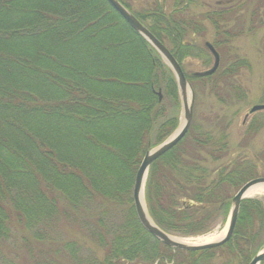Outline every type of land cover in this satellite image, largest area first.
Listing matches in <instances>:
<instances>
[{
  "label": "trees",
  "instance_id": "obj_1",
  "mask_svg": "<svg viewBox=\"0 0 264 264\" xmlns=\"http://www.w3.org/2000/svg\"><path fill=\"white\" fill-rule=\"evenodd\" d=\"M117 1L166 47L192 91L208 85L220 105L245 100L230 81L248 69L245 60L212 74L189 76L182 67L189 58L210 62L194 39L203 37V21L215 30L210 45L221 59L233 34L220 25L232 10L188 18L193 0H154L139 12ZM179 102L168 66L104 0H0V264H218L224 253L219 264H248L264 246L263 199L241 201L232 236L213 249L167 248L137 222L136 170L177 129ZM263 127L252 118L245 137ZM226 140L225 131L193 121L151 164L144 203L160 230L211 232L229 214L231 191L258 178L257 157L224 161Z\"/></svg>",
  "mask_w": 264,
  "mask_h": 264
},
{
  "label": "rangeland",
  "instance_id": "obj_2",
  "mask_svg": "<svg viewBox=\"0 0 264 264\" xmlns=\"http://www.w3.org/2000/svg\"><path fill=\"white\" fill-rule=\"evenodd\" d=\"M154 0H125L130 9L139 12L151 6ZM166 5H171L173 0H163ZM225 9L232 10L229 17L225 16L226 22L221 24L225 31H230L233 37L223 45V53L221 59L219 57L218 67H224L232 58L245 60L248 69H240L234 78L230 81L237 84L245 92V100L233 105H220L212 96L208 85L198 87L195 84L192 102V119L198 126L205 130H216V132L225 131L228 142L227 158L224 161L231 160H248L252 161L254 157L259 160L257 173L258 178L264 177V127L261 128L251 138L245 137L244 129L250 120L256 119L257 122H264V110L250 114V109L255 105H262L264 97V0H193L185 9L184 16L191 18L203 17V14L211 11H222ZM224 18V17H223ZM204 27L203 37H194L196 44L205 47L210 44L215 36L213 26L203 21ZM209 52V51H208ZM213 57L210 54V62L208 66H203V62L198 58H189L183 62V70L189 76L196 73L210 71L213 67ZM230 83V82H229ZM192 88V87H191ZM224 90V87L220 88ZM189 99V98H188ZM180 101V99H179ZM182 106L179 102V117L182 122ZM145 186V184H144ZM235 193L231 191L230 196ZM264 200L263 196L251 197ZM144 200V189H143ZM229 216V214H228ZM228 216L218 218V224L213 230L205 235L198 237H181V238H200L210 235H219L225 232ZM60 225H63L62 223ZM66 234L74 237L79 243H83L93 249L99 257L102 251L97 249L87 238L80 235L69 225L64 224ZM178 237L180 236H175ZM264 250V246L260 251ZM259 251V252H260ZM221 259H217L218 264L222 260H226L224 254L218 255ZM23 257V255H22Z\"/></svg>",
  "mask_w": 264,
  "mask_h": 264
},
{
  "label": "water",
  "instance_id": "obj_3",
  "mask_svg": "<svg viewBox=\"0 0 264 264\" xmlns=\"http://www.w3.org/2000/svg\"><path fill=\"white\" fill-rule=\"evenodd\" d=\"M112 10H114L119 17L140 37H142L161 57L164 63L170 69L175 84L177 87L178 95L180 98L182 106V122L176 131L163 143L159 144L152 150L145 153L142 158L133 181L131 199L134 209V214L141 225V227L147 232L151 237L161 242L167 248L179 251H201L206 249H213L222 246L225 244L233 234L235 223L238 216L239 206L241 201L247 198V193L254 188H264V177L252 179L245 184H243L234 194L231 199L230 211L228 216V222L226 230L220 238L206 244H183L180 243L174 238L170 237L167 233L160 230L156 227L153 222L148 217L143 203L140 202V194L143 198V189L146 179L147 170L150 165L163 154L171 150L174 146L182 140L186 135L192 119V102H193V91L184 77L182 70L170 52L163 46L151 33L128 11L124 8L117 0H104ZM205 47L210 52L213 57L214 63L211 70L208 74H212L218 67L219 57L218 54L214 51L212 46L208 43L205 44ZM189 98V99H188ZM264 110V105H255L253 106L249 113H255L258 111ZM264 261V250L258 252L255 256L251 258L248 264H260Z\"/></svg>",
  "mask_w": 264,
  "mask_h": 264
},
{
  "label": "bare ground",
  "instance_id": "obj_4",
  "mask_svg": "<svg viewBox=\"0 0 264 264\" xmlns=\"http://www.w3.org/2000/svg\"><path fill=\"white\" fill-rule=\"evenodd\" d=\"M127 10V9H126ZM163 45V44H162ZM164 46V45H163ZM177 93H178V91H177ZM178 97H179V95H178ZM180 99V98H179ZM179 120H180V118H179ZM178 127H179V125H178ZM177 127V128H178ZM176 131V130H175ZM174 131V132H175ZM173 132V133H174ZM172 133V134H173ZM171 134V135H172ZM170 135V136H171ZM169 136V137H170ZM168 137V138H169ZM167 138V139H168ZM166 140V139H165ZM164 142V141H163ZM162 142V143H163ZM179 143V142H178ZM167 153V152H166ZM165 153V154H166ZM164 155V154H163ZM162 155V156H163ZM160 158V157H159ZM157 160V159H156ZM151 166V165H150ZM148 170H149V168H148ZM148 170H147V173H148ZM146 177H147V174H146ZM255 179V178H254ZM133 181H134V179H133ZM145 181H146V179H145ZM250 181V180H249ZM248 182V181H247ZM245 184V183H244ZM132 186H133V184H132ZM264 195V188H254V189H251L248 193H247V197H257V196H263ZM232 199V198H231ZM131 201H132V199H131ZM140 202L141 203H143V198H142V194H140ZM230 204H231V201H230ZM143 205H144V208H145V210H146V206H145V203H143ZM132 207H133V204H132ZM134 210V209H133ZM229 211H230V208H229ZM146 213H147V210H146ZM148 215V214H147ZM149 217V216H148ZM150 218V217H149ZM151 220V219H150ZM152 221V220H151ZM138 222V221H137ZM138 224H139V222H138ZM154 224V223H153ZM140 225V224H139ZM155 225V224H154ZM156 226V225H155ZM140 227H141V225H140ZM157 227V226H156ZM142 228V227H141ZM143 229V228H142ZM144 230V229H143ZM145 231V230H144ZM223 234H224V232H222L221 234H219V235H210V236H205V237H200V238H195V239H191V238H178V237H173V235H170V234H168V235H170V237H172V238H174V240H176V241H178V242H180V243H183V244H194V245H199V244H206V243H210V242H212V241H214V240H216V239H218V238H220L221 236H223ZM202 236V235H201ZM196 237H198V236H196Z\"/></svg>",
  "mask_w": 264,
  "mask_h": 264
}]
</instances>
